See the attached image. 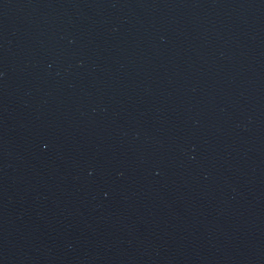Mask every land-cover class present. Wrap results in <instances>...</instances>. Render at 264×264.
I'll use <instances>...</instances> for the list:
<instances>
[{
	"label": "water",
	"instance_id": "water-1",
	"mask_svg": "<svg viewBox=\"0 0 264 264\" xmlns=\"http://www.w3.org/2000/svg\"><path fill=\"white\" fill-rule=\"evenodd\" d=\"M0 264H264V0H0Z\"/></svg>",
	"mask_w": 264,
	"mask_h": 264
}]
</instances>
